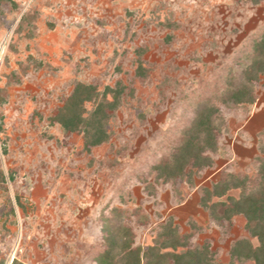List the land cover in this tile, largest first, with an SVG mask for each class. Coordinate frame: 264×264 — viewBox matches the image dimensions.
Segmentation results:
<instances>
[{"label":"rangeland","instance_id":"rangeland-1","mask_svg":"<svg viewBox=\"0 0 264 264\" xmlns=\"http://www.w3.org/2000/svg\"><path fill=\"white\" fill-rule=\"evenodd\" d=\"M9 1L14 6L0 7V167L8 188L0 190V264H97L113 208L125 212L135 246L152 245L169 222L180 235L193 234L191 246L206 243L229 264L232 241L248 238L245 220L211 222L200 188L225 169L254 175L264 80L253 83V105L220 106L218 152L192 185L155 181L149 169L187 126L189 102L213 93L215 68L264 26V0ZM138 62L143 78L135 75ZM117 81L127 91L109 122L110 141L88 154L82 136L51 117L77 82L103 90Z\"/></svg>","mask_w":264,"mask_h":264},{"label":"trees","instance_id":"trees-1","mask_svg":"<svg viewBox=\"0 0 264 264\" xmlns=\"http://www.w3.org/2000/svg\"><path fill=\"white\" fill-rule=\"evenodd\" d=\"M249 1L252 5L259 2ZM6 2L11 3L0 0V7ZM219 57H222L220 52ZM215 71L216 79L208 83L217 85L211 96L189 102L192 115L187 126L176 138L169 153L150 167L155 181L176 183L185 180L192 185L195 173L213 166L211 155L218 152L221 131L220 106L233 110L253 105L257 98L253 83L260 78L264 80V26L248 36L229 61L217 66ZM135 75L140 78L146 75L140 62ZM126 91L127 86L121 81L105 86L103 90H98L93 84L77 82L51 117V123L59 125L65 133L80 134L83 150L90 154L92 149L110 141L108 125L120 109ZM256 150L257 154L250 162V167L255 169L253 176L225 169L210 187L200 188L199 206L207 212L211 222L222 225L224 222L231 223L238 216L245 220L243 228L248 238L232 241L229 264L235 261L264 264V131L257 136ZM130 175L138 177L133 170ZM8 179L15 181L13 173L8 174ZM0 190L8 191L1 167ZM230 191H238V197L228 195ZM15 200L18 208L22 209L17 194ZM10 213L14 215V210ZM124 213L113 208L112 218L103 219L102 240L105 247L93 258L97 264H221L215 260V252L208 244L191 246L193 234L180 235L177 227L169 222L159 225L152 245L135 246L132 228L124 222ZM250 238L255 239L257 244L252 245ZM10 264L22 263L13 259Z\"/></svg>","mask_w":264,"mask_h":264},{"label":"built area","instance_id":"built-area-1","mask_svg":"<svg viewBox=\"0 0 264 264\" xmlns=\"http://www.w3.org/2000/svg\"><path fill=\"white\" fill-rule=\"evenodd\" d=\"M1 49H2V47H0V60H1Z\"/></svg>","mask_w":264,"mask_h":264}]
</instances>
